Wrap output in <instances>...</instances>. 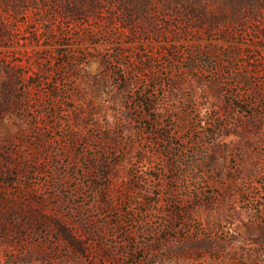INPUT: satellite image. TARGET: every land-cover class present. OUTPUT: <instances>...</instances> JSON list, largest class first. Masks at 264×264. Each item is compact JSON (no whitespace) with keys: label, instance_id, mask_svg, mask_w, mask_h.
<instances>
[{"label":"rangeland","instance_id":"rangeland-1","mask_svg":"<svg viewBox=\"0 0 264 264\" xmlns=\"http://www.w3.org/2000/svg\"><path fill=\"white\" fill-rule=\"evenodd\" d=\"M0 264H264V0H0Z\"/></svg>","mask_w":264,"mask_h":264}]
</instances>
